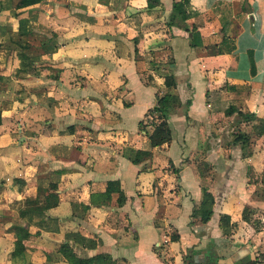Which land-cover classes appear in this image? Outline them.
Segmentation results:
<instances>
[{
  "label": "crops",
  "instance_id": "1",
  "mask_svg": "<svg viewBox=\"0 0 264 264\" xmlns=\"http://www.w3.org/2000/svg\"><path fill=\"white\" fill-rule=\"evenodd\" d=\"M177 1L0 0V264H68L65 243L80 264H253L264 253V201L250 195L264 185V0H188L187 30L167 26ZM166 74L179 104L170 141L149 148L139 123L168 92ZM230 132L246 139L224 141ZM133 150L150 156L133 163ZM49 197L52 207H25Z\"/></svg>",
  "mask_w": 264,
  "mask_h": 264
},
{
  "label": "trees",
  "instance_id": "2",
  "mask_svg": "<svg viewBox=\"0 0 264 264\" xmlns=\"http://www.w3.org/2000/svg\"><path fill=\"white\" fill-rule=\"evenodd\" d=\"M42 0H10V4L13 8H23L35 3H38ZM149 2V0H148ZM149 4V3H148ZM188 0H179L177 2L172 3L171 5V13L167 22V26H179L184 30L186 29L185 21L191 17L194 12L188 10L187 7ZM191 36L193 39V46L200 45V36L196 31L195 27L191 29ZM248 61H249V70L250 74L254 72V64L252 60L251 52H248ZM163 84L168 89V92L158 95L155 97V101L153 106L147 110L145 115V122H140V130H143L147 140L149 148H153L156 146H160L163 143H167L170 141V129L167 124V114L170 112L174 107L178 106L179 102L176 96L169 91L174 87V79L172 75L166 74L163 76ZM188 104V102H186ZM232 111V110H231ZM231 111H226V114H230ZM237 116H242L240 112L237 111ZM149 126V129L146 126ZM244 134H237L233 141L245 140ZM150 156V152L145 150H133L130 153V160L133 163H138L140 160L145 159ZM111 185V183L109 184ZM107 186V190H111V188ZM212 197L208 192H203L202 200L194 212L199 216L201 222H205L211 213V205H212ZM25 207L30 209L31 211H41L46 208L52 207L56 204V197H49L45 200V202L39 206L38 200H26L24 201ZM24 211H20L19 215L23 216ZM245 219V218H244ZM222 222V226H227L228 219L227 217H222L220 219ZM16 233V237L19 239H23L27 236L26 229L21 227H13ZM59 253L62 257L66 260L68 264H80V260L74 255L71 248L65 243L61 244L58 248Z\"/></svg>",
  "mask_w": 264,
  "mask_h": 264
},
{
  "label": "rangeland",
  "instance_id": "3",
  "mask_svg": "<svg viewBox=\"0 0 264 264\" xmlns=\"http://www.w3.org/2000/svg\"><path fill=\"white\" fill-rule=\"evenodd\" d=\"M236 119V118H235ZM227 121V120H226ZM228 123H231V122H228ZM239 126H235V129H242L241 127L238 128ZM230 131V130H229ZM232 131V130H231ZM235 133H232L230 132V135H226V137L224 138V141L226 140V142H231L232 139H233V135ZM253 178V177H251ZM254 179V178H253ZM250 195H251V198H253V200H263L264 201V185L262 184V182L260 181H254V187L252 188V190L250 191ZM254 208H247V207H244L242 209V216L245 218V219H248V224H252V225H255L254 228H257L258 227V224L260 225H263L262 223H260V220L257 219V216L254 215ZM256 256L253 257V264H260V263H264V253H260V251L256 250ZM186 260L188 261L189 258L187 257ZM183 263L184 260H183Z\"/></svg>",
  "mask_w": 264,
  "mask_h": 264
}]
</instances>
